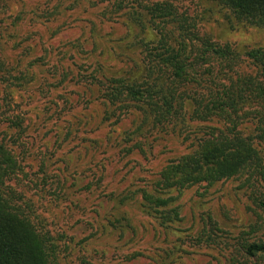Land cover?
<instances>
[{
	"label": "rangeland",
	"instance_id": "1",
	"mask_svg": "<svg viewBox=\"0 0 264 264\" xmlns=\"http://www.w3.org/2000/svg\"><path fill=\"white\" fill-rule=\"evenodd\" d=\"M163 3L193 18L197 35L241 56L228 77L252 74L242 56L264 48V29L213 0H0V132L23 173L6 196L50 230L57 264H264L244 253L264 242L258 181L254 187L242 175L180 188L162 177L207 138L210 122H189L178 136L154 127L150 101L112 89L113 80H140L137 41L157 42L151 10ZM178 42L173 37L172 46ZM188 94L209 100L205 87ZM193 104H184L186 114ZM238 129L248 136L254 122ZM143 193L170 200L166 209L177 208L178 219L160 227Z\"/></svg>",
	"mask_w": 264,
	"mask_h": 264
},
{
	"label": "trees",
	"instance_id": "2",
	"mask_svg": "<svg viewBox=\"0 0 264 264\" xmlns=\"http://www.w3.org/2000/svg\"><path fill=\"white\" fill-rule=\"evenodd\" d=\"M213 1L229 10L237 21L264 29V0ZM153 11L157 17L151 24L160 33L159 39L137 41L143 57V82L111 80L117 85L112 89L130 101H150L154 127H171L178 136L190 127L189 122H210L207 138H202L190 154L169 164L162 177L180 188H189L246 175L252 186L259 183L264 188V48L249 50L242 56L254 69L252 74H233L236 77L231 78L229 73L241 56L237 58L228 46H217L197 35L194 19L176 17L169 4L156 5ZM134 21L141 29L147 28L143 18ZM172 23L175 27L166 28ZM173 37L180 39L175 46ZM203 87L209 100H196L188 94ZM188 100L194 103L190 114L184 112ZM142 113L147 121L149 112ZM12 121L9 118V124ZM248 121L254 122V133L244 136L238 127ZM13 146L1 138L0 132V264H57L59 248L52 242L50 230L36 225L32 212L24 211L22 203L6 196L9 181L23 174ZM141 199L151 213L161 214L160 227L178 219L177 208L166 209L170 200L147 193ZM254 205L264 215V191L255 197ZM244 253L250 258L264 257V242L245 246Z\"/></svg>",
	"mask_w": 264,
	"mask_h": 264
}]
</instances>
